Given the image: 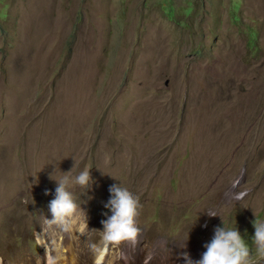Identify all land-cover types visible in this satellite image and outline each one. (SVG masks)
<instances>
[{
  "label": "rangeland",
  "instance_id": "obj_1",
  "mask_svg": "<svg viewBox=\"0 0 264 264\" xmlns=\"http://www.w3.org/2000/svg\"><path fill=\"white\" fill-rule=\"evenodd\" d=\"M186 1L178 24L157 0H0V264H47L74 221L99 243L114 184L141 205L116 264L198 260L223 224L264 264V0Z\"/></svg>",
  "mask_w": 264,
  "mask_h": 264
},
{
  "label": "clouds",
  "instance_id": "obj_2",
  "mask_svg": "<svg viewBox=\"0 0 264 264\" xmlns=\"http://www.w3.org/2000/svg\"><path fill=\"white\" fill-rule=\"evenodd\" d=\"M55 181L57 182L55 196L49 202L48 208L52 217L63 220L75 213L77 205L72 193L68 190L72 183L69 178L64 177L62 180ZM74 183L83 187H91L93 179L90 169L81 172L75 178ZM109 191L111 197L105 207L109 208L112 214L102 222L105 244H118L124 240L135 241L140 231L136 226V218L141 207L139 199L126 188L119 187L118 184L112 185ZM207 214L217 216L214 213ZM253 226L255 229L252 236L253 243L257 254L264 258V222L254 220ZM205 248L206 251L203 252L202 258L195 261L188 253H184L185 264H254L249 245L237 228L228 229L224 224L222 227H217L213 238L205 245Z\"/></svg>",
  "mask_w": 264,
  "mask_h": 264
},
{
  "label": "bare ground",
  "instance_id": "obj_3",
  "mask_svg": "<svg viewBox=\"0 0 264 264\" xmlns=\"http://www.w3.org/2000/svg\"><path fill=\"white\" fill-rule=\"evenodd\" d=\"M72 222L70 224H72ZM83 225L84 224L80 221H74L73 225H71L69 229H65V232L63 233V241L60 245L56 243V236L50 234L49 238L53 241V247L46 252L47 258L49 260H47V264H97L98 260L99 264H116L117 259H115V255L113 253L112 243L105 244L103 237L99 243L91 244L89 246L87 244L84 245L82 239H80L81 241L76 242L73 240L74 238L79 239L80 237L85 235V227L83 228ZM86 248H90L91 250L86 251ZM124 256L127 257V253H125ZM84 260L87 261L84 262ZM92 260L93 262H91ZM165 262L167 261L153 258L149 264H159ZM182 264H184V262H182Z\"/></svg>",
  "mask_w": 264,
  "mask_h": 264
},
{
  "label": "trees",
  "instance_id": "obj_4",
  "mask_svg": "<svg viewBox=\"0 0 264 264\" xmlns=\"http://www.w3.org/2000/svg\"><path fill=\"white\" fill-rule=\"evenodd\" d=\"M178 1L179 0H157V5L161 8L166 17L176 19L178 24L186 23V21H183V17L190 15L194 6H182L181 4H178ZM186 3L190 4L192 2L187 0ZM3 16L4 14L0 12V17ZM253 230V225L246 226L245 228V231L248 234H251Z\"/></svg>",
  "mask_w": 264,
  "mask_h": 264
}]
</instances>
